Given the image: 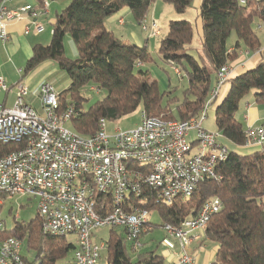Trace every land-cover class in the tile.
<instances>
[{
	"label": "trees",
	"instance_id": "obj_1",
	"mask_svg": "<svg viewBox=\"0 0 264 264\" xmlns=\"http://www.w3.org/2000/svg\"><path fill=\"white\" fill-rule=\"evenodd\" d=\"M156 0H70L52 23L47 45L36 44L26 60L23 76L44 62H55L60 79L70 82L60 93V110L71 105L74 114L71 130L83 137L98 130L101 119L117 122L137 111L149 117L186 121L198 116L215 84L217 72L225 64L237 59L238 50L259 51L260 42L254 30L256 21L264 22V0H201L198 18L201 21L200 51L190 54L194 34L193 23L187 19L169 21L158 42V55L167 64L184 73L187 87L183 99L177 101L160 93L156 81H148L145 72L136 64L150 62L146 46L138 47L118 38L105 27V20L127 8L140 24L149 7ZM176 14L183 15L193 0H161ZM38 8L43 0H36ZM234 33L235 40L228 45ZM69 35L77 57L65 56L64 39ZM229 90L214 110L217 133L231 144L245 145V129L235 117L241 101L252 94L254 102L264 105V59L253 69L232 77ZM91 86L105 95L87 109L84 90ZM0 144V157L14 150ZM219 180L205 179L198 183L188 200L177 199L171 205L152 202L153 193L145 191L131 198L133 206L155 210L162 225L178 226L197 215L202 205L216 197L221 202L219 212L212 215L204 231V239L216 245L214 259L209 264H264V149L249 154L231 151L227 160L216 166ZM2 198V195H0ZM145 204H141L142 200ZM151 224V223H150ZM152 228L154 227L153 224ZM153 230V229H152ZM1 238L14 237L22 241L23 259L29 263L62 264L74 249L66 237H53L42 231L36 215L30 222L16 223L11 230L4 229ZM105 264H167L156 249L136 254L133 260L122 233L109 229L104 242ZM23 250L32 253L30 261ZM101 264V262H100Z\"/></svg>",
	"mask_w": 264,
	"mask_h": 264
},
{
	"label": "built area",
	"instance_id": "obj_2",
	"mask_svg": "<svg viewBox=\"0 0 264 264\" xmlns=\"http://www.w3.org/2000/svg\"><path fill=\"white\" fill-rule=\"evenodd\" d=\"M17 0H0V42L9 41V22L31 19L24 34L44 30L38 17L49 11V1L40 8H11ZM240 5L246 0H237ZM140 22L148 36L159 38L161 30L153 22L150 31ZM123 19L118 20L122 25ZM137 63L136 67H141ZM174 73L180 72L169 64ZM231 68L223 65L216 82L198 116L186 121L149 117L140 111V121L132 129L115 126L101 119L98 130L83 137L66 127L74 114L71 105L60 110V93L49 81L30 89L24 81L8 86L0 77V92L13 87L12 107L0 109V144L15 149L0 157V207L2 199L34 200L42 231L53 237H74L71 258L62 264H100V251L105 244L90 242L98 229H120L132 253L143 248L141 236L152 231L149 210L133 206V197L145 191L153 193L152 202L171 205L177 199L188 200L199 182L219 180L216 166L227 160L231 150L217 132L202 128L207 111L228 81ZM89 90L97 93L95 86ZM191 131L195 136L187 138ZM243 147L264 149V125L245 131ZM264 198V193L262 195ZM145 204L146 200H142ZM221 202L207 200L196 216L178 226L163 225L167 235L163 256L167 264H196L195 242H199L207 224L221 209ZM5 229L0 220V234ZM22 241L0 237V264H40L23 259ZM199 248L202 245L199 244Z\"/></svg>",
	"mask_w": 264,
	"mask_h": 264
},
{
	"label": "rangeland",
	"instance_id": "obj_3",
	"mask_svg": "<svg viewBox=\"0 0 264 264\" xmlns=\"http://www.w3.org/2000/svg\"><path fill=\"white\" fill-rule=\"evenodd\" d=\"M49 1V13L48 15L43 18L42 22L45 21L46 29L41 34V45H47L50 40L51 32H52V25L51 20H54L56 15L60 14L62 10L68 5L70 0H48ZM195 0H193L191 7L183 14L178 15L175 13L173 8L162 2L161 0H156L153 5L149 8L148 17L145 19L144 25L147 26V29L150 31V28L155 22L156 26L160 28L162 35L166 32V27L169 21L172 20H180V19H187L191 23H193L194 27V34L193 39L191 42V48L192 50L189 51L190 54L196 55L198 51H200V38L197 34V31L195 29V18L197 15V10L195 8ZM129 11V10H128ZM125 21V25L120 29V32L123 31V34L120 38L123 37V40L127 43L134 44L132 39L129 37L128 32L135 31L136 34H138L140 37H143L142 32V25L138 24L131 12H127V14L122 15ZM153 19L155 21H153ZM261 26V30H257V35L260 41V45L262 48H264V22L258 23V25L255 26ZM257 29V28H256ZM116 36H120L121 34L116 31ZM146 39V38H145ZM159 38H150L146 42V50L148 54L150 55L151 61L141 63L140 68H135V72L137 70H141L145 72L144 77L148 81H156L157 82V88L160 93L164 94L163 103L166 101L167 97H174L177 99V101H181L183 99L184 90L187 87V79L182 73V77L179 78L175 73L173 68L163 62L158 55L157 49H158V42ZM44 40V41H43ZM235 40L234 33L231 34V36L228 39V45H231ZM64 52L65 56L70 59H75L77 57V51L74 46V43L69 35L65 36L64 39ZM27 59L23 58L21 55H19L18 60H12L9 59L2 43L0 42V76L5 77L4 82L8 85H14L19 81H24V83L28 84V86L33 89L34 87L38 86V84L42 81H49L54 84L56 92L61 93L64 91L70 84V82L66 79H39L43 74H45V70H42L40 73H37L33 76L32 79H28V77L31 75V72L27 75L23 76V69L25 66V62ZM54 65L55 62H53ZM20 69V72L18 71ZM28 81V82H27ZM11 92H14L13 87L11 88ZM7 94V97L4 93L0 92V104L6 97V105L12 104L15 101L14 95ZM84 95L87 98V101L83 103V109H87L88 106H90L92 103H94L96 100L101 99L104 95V91H98L97 93L92 92L89 90V88H86L84 90ZM217 104V101L212 104L208 108L207 116L205 120L202 123V128L209 132H216V126H215V119H214V110L215 106ZM236 117H240V110L237 111ZM140 121V110L125 117L117 122H111L108 126L109 131L112 130L115 126H118L123 129H132L134 128ZM66 127L71 129V125L68 123L66 124ZM195 136V131H191L190 136L187 138V141H190ZM254 149L249 147L248 150ZM2 205L0 207V220L3 222L4 227L6 230H11L16 223L21 222H30L32 219L35 218L37 215V208L36 203L34 200L28 201L26 198H17L14 197L10 200L8 199H2ZM263 205H264V198L262 199ZM149 223L153 224V230L147 233L142 234L140 240L143 244V248L139 252L147 251L156 249V252L159 254H163L164 252V240L168 239L167 235L163 229L162 221L158 215V213L155 210H151L149 212L148 216ZM117 232H120V229H116ZM109 237V229L108 228H102L96 230L91 236H90V242L95 241L97 244L101 245L103 244ZM67 241L74 242L73 236H67ZM170 240V239H168ZM171 241V240H170ZM212 243H209V246L211 247ZM26 257L32 261L34 259V256L32 253H27L23 250ZM130 257L134 260L135 255L133 253H129ZM71 253L66 257L67 259L71 258ZM100 262L101 264L106 263V250L105 248H102L100 251Z\"/></svg>",
	"mask_w": 264,
	"mask_h": 264
},
{
	"label": "crops",
	"instance_id": "obj_4",
	"mask_svg": "<svg viewBox=\"0 0 264 264\" xmlns=\"http://www.w3.org/2000/svg\"><path fill=\"white\" fill-rule=\"evenodd\" d=\"M200 2H201V0H195V3H194L195 8L197 10V15L199 13ZM24 6H30L34 10L38 9L36 0H17L13 4H11V8H14V9L15 8H21ZM127 12H129L128 9L123 8L118 13L114 14L113 16H111L105 20V27L108 30L112 31L115 36L117 35L116 31H118V33L121 34L120 36H117L118 38H120L122 35H124L123 31L120 32V29L125 25V21H124V18L122 15L127 14ZM48 13H49V11H48ZM148 13H149V9H148L147 14L145 16V19L148 17ZM46 16H44V17L40 16L37 18V20L42 22L43 18H45ZM119 19H123L124 23L122 25L118 24ZM153 21H155V20L153 19ZM30 22H31L30 17L28 16V14L25 13L24 19H22L20 21H12V22L8 23L7 31L9 34V41L5 44H2V45L6 51L9 59L18 60L19 55H21L25 59H28L31 56L32 47L36 44L42 43V41L40 40L41 39L40 37H41V34L46 29V25L44 23L45 21L42 22V24L44 25V30L41 33L35 34V33L31 32L29 34H24V28L30 26ZM50 23L51 24L54 23V20H51ZM258 23H260V22L256 21L254 24V30H255L256 34H257V30L262 29L261 26H257L256 27L257 29L255 28V26L258 25ZM195 29L197 31L199 38H201V21L198 18V16L195 18ZM142 32H143L142 33L143 37H140L138 34H136V32L134 30L128 32V35L132 39L134 45H136L138 47H141L143 45L146 46V42L148 41V39L152 38V37L148 36V31H144L142 29ZM161 35H162V33H161ZM121 39H123V37ZM263 59H264V48H262L261 45H260L259 51H255V52H250L245 47H241L238 50L237 59L234 62H232L231 64H229V66L231 68V73L229 74L228 81L232 77H235V76L243 73L244 71L253 69ZM42 70H45L46 72L39 79H60V74H59L58 68L56 65L53 64L52 61H47V62H44L41 65H39L35 70H33L31 72V75L28 77V79H32L35 74L40 73ZM18 71L20 72V69ZM0 77H2V76H0ZM181 77L182 76H180L179 78H181ZM2 78H3V80L5 79V77H2ZM228 81L221 87V89L219 91L218 97L216 99L217 104H216L215 108L225 98V96L229 90ZM214 85L215 84H213V87H214ZM11 93L12 92L7 93V94H11ZM7 94H5L6 97H7ZM12 95H14V97H15V91L12 93ZM6 97L1 102L0 109L12 107V104L6 105ZM239 110H240V117L237 118L236 114H235V117L238 121L241 122V124L243 125V128L245 130L248 127L256 128V127L264 125V105L256 104L254 102V98H253L252 94L247 95L241 101ZM222 141L231 151L238 152L239 154H249L253 151H256V149L255 150L254 149L248 150L249 149L248 147L239 148V147L231 144L230 142H228L225 139H222ZM209 243H211V242L205 240L204 236H201L199 239V242H195L193 244V248L196 251V264H209L214 259V255H215V251H216L217 247H216V245H212L210 247ZM199 244L202 245V248H199Z\"/></svg>",
	"mask_w": 264,
	"mask_h": 264
}]
</instances>
